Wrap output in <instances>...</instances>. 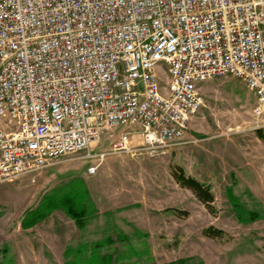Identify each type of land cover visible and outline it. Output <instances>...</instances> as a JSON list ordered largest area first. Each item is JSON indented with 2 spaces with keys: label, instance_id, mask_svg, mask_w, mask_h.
<instances>
[{
  "label": "built area",
  "instance_id": "built-area-1",
  "mask_svg": "<svg viewBox=\"0 0 264 264\" xmlns=\"http://www.w3.org/2000/svg\"><path fill=\"white\" fill-rule=\"evenodd\" d=\"M226 75L264 116V0H0V182L101 139L177 144Z\"/></svg>",
  "mask_w": 264,
  "mask_h": 264
},
{
  "label": "rangeland",
  "instance_id": "rangeland-1",
  "mask_svg": "<svg viewBox=\"0 0 264 264\" xmlns=\"http://www.w3.org/2000/svg\"><path fill=\"white\" fill-rule=\"evenodd\" d=\"M198 92L202 105L177 144L137 140L114 150L101 139L90 158L67 155L1 181L0 264H64L81 244L90 252L106 237L113 242L99 256L120 255L123 264H264V116L234 76L205 80ZM176 167L209 187L210 207L175 181ZM70 191L88 208L81 227L62 208L22 227L45 196ZM209 227L220 236L205 235Z\"/></svg>",
  "mask_w": 264,
  "mask_h": 264
},
{
  "label": "trees",
  "instance_id": "trees-1",
  "mask_svg": "<svg viewBox=\"0 0 264 264\" xmlns=\"http://www.w3.org/2000/svg\"><path fill=\"white\" fill-rule=\"evenodd\" d=\"M175 181L182 187L189 189L194 196L200 200L202 203L210 207L213 201V195L208 186H205L197 179L188 176L184 173L182 168L176 167L172 172ZM78 193L75 191H70L63 195L57 196L55 194L45 196L40 202L39 206L28 212L21 221L23 228H28L34 225L37 221L44 218L55 208H62L67 215H69L77 226L81 227L83 224V218L88 213L87 205L82 203V198L78 197ZM230 195V191L228 192ZM84 196V195H83ZM231 197V196H230ZM229 197V198H230ZM233 202V201H232ZM234 206L238 209V203L234 202ZM205 235L209 237H219L221 234L220 230L213 227H209L204 231ZM123 236V234H122ZM122 240L123 238H119ZM103 242L110 244L113 241L109 237H106L103 241L97 240L89 245L90 252H87V244H81L78 249L75 250L76 254L72 260H67L64 264H102V263H112V264H123L119 263L120 255L116 257L110 254H104L99 256V249L102 247ZM72 249L67 248L65 255L68 257ZM171 264H187L184 260H179L178 262ZM202 264V263H198Z\"/></svg>",
  "mask_w": 264,
  "mask_h": 264
}]
</instances>
